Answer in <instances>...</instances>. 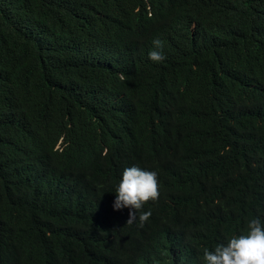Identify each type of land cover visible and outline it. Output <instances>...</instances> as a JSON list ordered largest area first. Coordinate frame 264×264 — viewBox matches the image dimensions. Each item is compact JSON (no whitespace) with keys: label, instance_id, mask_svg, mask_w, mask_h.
<instances>
[{"label":"trees","instance_id":"16d2710c","mask_svg":"<svg viewBox=\"0 0 264 264\" xmlns=\"http://www.w3.org/2000/svg\"><path fill=\"white\" fill-rule=\"evenodd\" d=\"M254 218L264 0H0V264H205Z\"/></svg>","mask_w":264,"mask_h":264},{"label":"clouds","instance_id":"9594fccd","mask_svg":"<svg viewBox=\"0 0 264 264\" xmlns=\"http://www.w3.org/2000/svg\"><path fill=\"white\" fill-rule=\"evenodd\" d=\"M154 50L149 53L153 62L165 59L161 51L160 39L153 40ZM157 173L133 166L126 168L116 189L114 210L130 209L127 225L139 223L143 226L152 215L151 211H141L148 201L159 198ZM246 235L233 236L227 244L218 245L214 251L204 250L205 264H264V224L258 218L248 222Z\"/></svg>","mask_w":264,"mask_h":264}]
</instances>
